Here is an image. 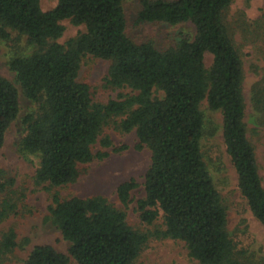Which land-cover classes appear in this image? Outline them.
<instances>
[{
    "label": "trees",
    "instance_id": "1",
    "mask_svg": "<svg viewBox=\"0 0 264 264\" xmlns=\"http://www.w3.org/2000/svg\"><path fill=\"white\" fill-rule=\"evenodd\" d=\"M123 1L57 0L53 9L44 11L41 0H0V42L12 44L9 70L33 106L21 118L17 145L23 157L40 160L34 184L47 189L68 185L78 179L81 165L108 157V152L95 154L93 148L107 121L120 117L118 128L135 131L136 148L151 152L145 196L137 210L147 225L163 214L165 228L156 236L183 242L200 264H262L239 250L230 236L227 209L201 147L206 124L200 106L207 100L212 111L222 114L223 139L238 188L264 226V188L244 123L243 62L224 22L234 0H143L139 23L195 26L193 39L185 37L164 51L149 42L135 44L127 36ZM64 20L84 26L85 32L60 44ZM206 53L213 55L208 69ZM87 55L111 63L109 87L130 88L136 94L94 103L90 87L78 81ZM20 112L17 87L0 75V151ZM101 145L110 148L112 143L106 137ZM7 186L6 172L0 169V194ZM137 187L133 179L118 187L124 206ZM16 210L13 200L5 199L0 222ZM50 220L78 264H134L150 239L102 196L63 200L56 193ZM16 238L12 229L1 235L0 264L18 246ZM69 256L51 245H38L24 264H70Z\"/></svg>",
    "mask_w": 264,
    "mask_h": 264
},
{
    "label": "rangeland",
    "instance_id": "2",
    "mask_svg": "<svg viewBox=\"0 0 264 264\" xmlns=\"http://www.w3.org/2000/svg\"><path fill=\"white\" fill-rule=\"evenodd\" d=\"M142 1H123L126 34L135 44L149 42L158 50L164 51L175 48L185 37H195L196 29L192 23L177 26L139 23L137 16L142 8ZM56 5L57 0H41L44 11L51 10ZM224 22L243 62L244 123L247 138L255 149L264 188V0H234L224 13ZM61 24L64 34L57 41L60 44H66L85 32L84 26H75L70 20H64ZM9 46L12 44L0 42V75L17 87L21 112L9 128L0 151V169L6 172L8 181L6 192L0 194V205L5 199H12L17 210L0 222V239L4 232L12 229L17 235L18 246L5 257L3 264H24L30 252L38 245H51L69 256V244L50 220V207L53 206V195L56 193L63 200L102 196L125 212L127 222L133 229L150 235L147 245L134 264H200L189 256L183 242L156 236L157 232L165 228L162 213L153 225H147L141 220L137 202L145 196L151 152L148 148H136L138 139L135 131L126 133L118 128L117 124L122 120L120 117L107 121L99 142L93 148L95 154L108 152V157L81 165L78 179L68 185L47 189L48 187H37L34 184L40 160L36 157H23L17 145L22 137L21 118L33 106L24 98L15 75L9 70ZM33 50L31 48L27 53L31 54ZM204 62L206 68H210L213 55L206 53ZM110 66L109 61L91 55L85 56L81 62L78 81L90 87L94 103L107 104L120 95L136 94L130 88L114 89L107 85ZM155 95L162 98V92ZM200 109L206 124L202 152L227 209L229 234L239 250H247L249 255L264 264V226L251 213L238 188L237 174L223 139L222 114L212 111L207 100L201 103ZM106 137L112 143L110 148H103L101 145V140ZM131 179L136 181L138 187L131 193V202L124 206L118 197V187ZM69 258L70 264H78L70 256Z\"/></svg>",
    "mask_w": 264,
    "mask_h": 264
}]
</instances>
